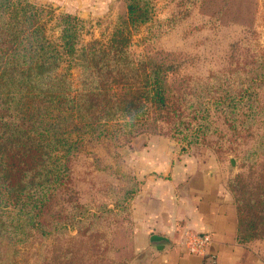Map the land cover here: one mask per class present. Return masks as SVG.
I'll list each match as a JSON object with an SVG mask.
<instances>
[{
	"label": "trees",
	"instance_id": "trees-1",
	"mask_svg": "<svg viewBox=\"0 0 264 264\" xmlns=\"http://www.w3.org/2000/svg\"><path fill=\"white\" fill-rule=\"evenodd\" d=\"M125 5L123 27L107 47L94 42L78 49L76 17L63 16L60 43H55L46 31L53 9L30 0H0V249L4 239L17 246L36 232L48 236L77 229L96 235L101 221L129 212L140 189L134 177L112 205L54 210L53 202L71 181V158L80 151L102 145L113 154L120 142L126 145L159 121L172 126V137L196 145L211 132L212 112L234 121L245 114V124L264 114V107L256 109L264 89V57L241 61L235 78L226 73L195 85L193 93L185 87L175 90L167 67L151 57L135 63L128 51L126 30L150 21L151 0H125ZM77 56L83 79L79 92L59 71L65 58ZM257 175L255 180L254 172L239 174L228 183L241 244L264 237V170ZM5 256L0 250V264H15ZM93 264H100V258Z\"/></svg>",
	"mask_w": 264,
	"mask_h": 264
},
{
	"label": "rangeland",
	"instance_id": "rangeland-1",
	"mask_svg": "<svg viewBox=\"0 0 264 264\" xmlns=\"http://www.w3.org/2000/svg\"><path fill=\"white\" fill-rule=\"evenodd\" d=\"M30 1L54 10L52 19L48 20L51 14L46 17V31L55 43H60L63 16L76 17L80 21L78 49L94 42L99 43L97 47H107L116 30L123 27L127 13L125 0ZM150 17L137 29L126 30L128 51L135 63L151 57L167 67L169 85L175 90L185 87L193 93L195 85L212 83L217 75L226 73L235 78L241 61L264 57V0H151ZM79 63L78 56L67 57L59 69L78 92L83 86ZM198 91L205 93L201 87ZM257 103L259 112L264 107V89L259 91ZM244 115L234 121L223 112H212L211 132L196 145L172 137V126L159 121L126 145L120 142L113 154L102 145L82 150L71 158V181L53 202L54 210L84 205L98 210L102 204L112 205L111 199L132 177L139 183L150 178L147 150L153 145L159 155L165 150L173 152L175 162L190 165L188 183H223L227 187L236 175L247 177L253 172L256 180L264 170V114L254 124H245ZM256 149L257 155L253 154ZM133 212L130 205L121 217L101 221L96 235L77 229L48 236L36 232L30 241L17 246L4 239L0 250L15 264H93L97 258L100 264H146L145 252L136 250ZM53 215L54 211L47 215L49 222ZM253 246L255 252L242 256L244 262L264 259V237Z\"/></svg>",
	"mask_w": 264,
	"mask_h": 264
},
{
	"label": "crops",
	"instance_id": "crops-1",
	"mask_svg": "<svg viewBox=\"0 0 264 264\" xmlns=\"http://www.w3.org/2000/svg\"><path fill=\"white\" fill-rule=\"evenodd\" d=\"M147 152V166L151 167L147 175L151 176L140 183L131 204L136 221L135 246L138 252H145L146 264H203L201 257L189 254L183 246L188 233L210 234L211 250L219 264H264V259L242 260V256L255 252L253 244L259 239L238 242L237 211L228 186L188 183L190 165L175 162L173 152L165 150L159 155L156 145ZM154 235L168 240L163 250L152 246Z\"/></svg>",
	"mask_w": 264,
	"mask_h": 264
},
{
	"label": "built area",
	"instance_id": "built-area-1",
	"mask_svg": "<svg viewBox=\"0 0 264 264\" xmlns=\"http://www.w3.org/2000/svg\"><path fill=\"white\" fill-rule=\"evenodd\" d=\"M212 237L210 234L197 235L188 233L183 241V246L191 255L199 256L203 264H219L217 255L211 250Z\"/></svg>",
	"mask_w": 264,
	"mask_h": 264
},
{
	"label": "water",
	"instance_id": "water-1",
	"mask_svg": "<svg viewBox=\"0 0 264 264\" xmlns=\"http://www.w3.org/2000/svg\"><path fill=\"white\" fill-rule=\"evenodd\" d=\"M167 241L168 240L165 237L158 236V235H154L151 238V244H152V246H155L158 250H163L164 249V246H165V243Z\"/></svg>",
	"mask_w": 264,
	"mask_h": 264
}]
</instances>
